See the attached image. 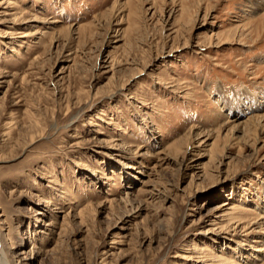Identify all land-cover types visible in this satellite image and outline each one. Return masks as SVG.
Listing matches in <instances>:
<instances>
[{"label": "rangeland", "instance_id": "obj_1", "mask_svg": "<svg viewBox=\"0 0 264 264\" xmlns=\"http://www.w3.org/2000/svg\"><path fill=\"white\" fill-rule=\"evenodd\" d=\"M263 114L264 0H0L8 264H264Z\"/></svg>", "mask_w": 264, "mask_h": 264}, {"label": "bare ground", "instance_id": "obj_2", "mask_svg": "<svg viewBox=\"0 0 264 264\" xmlns=\"http://www.w3.org/2000/svg\"><path fill=\"white\" fill-rule=\"evenodd\" d=\"M261 116V115H260ZM251 120H257L258 122L260 121L261 122V120L263 121L262 122V126H264V114H263V116H261V117H252V118H249L247 121H245V122H242L243 124L244 123H248L249 121H251ZM258 125H260V123L259 124H257L256 125V127H258ZM261 128V127H260ZM229 200H232L231 198H228ZM230 203L229 202H227V201H224V202H221L220 204H218L217 206H215V208L212 210V213H214V216H217V217H219L221 214H223V213H225V212H227V211H229V210H231L232 209V207H230ZM242 212H245V213H251V214H255L256 213V209L255 208H253V207H242ZM260 218V217H259ZM262 220L264 219V218H261ZM260 219V220H261ZM264 221V220H263ZM209 222H211V221H209ZM249 223V222H248ZM247 223V225H246V227L247 226H249L247 229L249 230L250 229V225ZM257 224V223H256ZM259 224V223H258ZM213 226H214V228L215 229H211V232H209V233H214L216 230H219V233H221V234H226L227 232H226V230H223V227L221 228V226L220 227H216V224H212ZM253 227V226H252ZM261 227V226H260ZM262 240V239H261ZM1 241V240H0ZM253 242H254V240H252ZM257 241V240H256ZM255 241V242H256ZM258 243H259V240L257 241ZM264 246V245H263ZM252 247V246H251ZM208 248V247H207ZM256 248V247H255ZM259 249V248H258ZM200 254H203V256H202V258L203 259H205V260H208L209 261V259H210V257L212 256V255H208V253H205V250L203 249V248H200ZM208 252H209V254H211L210 253V251L209 250H207ZM258 251V250H257ZM260 252H263L264 253V249L262 248H260V250H259ZM258 251V252H259ZM262 254V253H261ZM260 254V256L262 257V255ZM201 258V257H200ZM201 258V259H202ZM253 259H257L256 257H254ZM221 261V264H224V261L223 260H220ZM256 261H258V259L256 260ZM203 262H206V261H203ZM223 262V263H222ZM0 264H8V261H7V258H6V255H5V253L3 252V249H2V245H1V242H0Z\"/></svg>", "mask_w": 264, "mask_h": 264}]
</instances>
